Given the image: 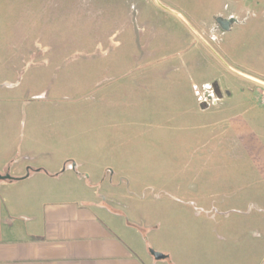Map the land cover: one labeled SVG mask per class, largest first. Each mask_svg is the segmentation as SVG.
Listing matches in <instances>:
<instances>
[{"label": "rangeland", "instance_id": "rangeland-1", "mask_svg": "<svg viewBox=\"0 0 264 264\" xmlns=\"http://www.w3.org/2000/svg\"><path fill=\"white\" fill-rule=\"evenodd\" d=\"M159 1L193 28L228 2ZM243 24L240 60L264 72V19ZM188 31L155 0H0V102L15 119L17 150L37 166L65 155L97 165L100 199L140 244L190 264L210 227L193 200L206 181L204 148L194 150L213 86L190 88L181 72L197 53Z\"/></svg>", "mask_w": 264, "mask_h": 264}, {"label": "crops", "instance_id": "crops-1", "mask_svg": "<svg viewBox=\"0 0 264 264\" xmlns=\"http://www.w3.org/2000/svg\"><path fill=\"white\" fill-rule=\"evenodd\" d=\"M246 16L263 20L264 0H228L194 27L231 68L264 80V72L240 60L243 42L234 36ZM188 36L197 53L181 72L190 88L198 80L201 86L214 85L217 93L206 92L212 99L201 112L210 118L200 126L204 142L194 150L204 148L206 181L204 195L193 200L205 205L210 227L200 231L205 250L195 261L192 255L190 264H264L260 87L230 70L192 31ZM236 90L245 97L239 102ZM251 93L256 102L247 100ZM5 110L0 102V174L12 177L0 180V264H187L171 259L167 250L140 244L139 231L100 199L97 165L70 155L55 165L30 164L34 156L17 150L15 119ZM152 251L167 256L155 257Z\"/></svg>", "mask_w": 264, "mask_h": 264}, {"label": "water", "instance_id": "water-1", "mask_svg": "<svg viewBox=\"0 0 264 264\" xmlns=\"http://www.w3.org/2000/svg\"><path fill=\"white\" fill-rule=\"evenodd\" d=\"M156 3H158L161 7H163L164 9L172 12L173 14H175L176 16H178L190 29L191 31L200 39V41H202L209 49L210 51L222 62L224 63L230 70H232L233 72L237 73L238 75H241L253 82H255L258 85L264 86V80L259 79L257 77H254L252 75L237 71L233 68H231L222 58L221 56L212 48V46L203 38V36L195 29L191 26V24L188 22V20L182 15V13H180L179 11H176L175 9L165 5L164 3H161L159 0H155ZM211 98V97H210ZM4 179H12V177L9 174H0V180H4ZM152 254L155 257H164L163 254H160L158 252L152 251Z\"/></svg>", "mask_w": 264, "mask_h": 264}, {"label": "built area", "instance_id": "built-area-1", "mask_svg": "<svg viewBox=\"0 0 264 264\" xmlns=\"http://www.w3.org/2000/svg\"><path fill=\"white\" fill-rule=\"evenodd\" d=\"M208 90H207V87H205V94H206V92H207ZM204 94V96H205V102H210V100L212 99V97L209 95V96H206ZM211 97V98H210ZM258 98H259V101H260V103L261 104H264V86H260V88H259V90H258Z\"/></svg>", "mask_w": 264, "mask_h": 264}, {"label": "flooded vegetation", "instance_id": "flooded-vegetation-1", "mask_svg": "<svg viewBox=\"0 0 264 264\" xmlns=\"http://www.w3.org/2000/svg\"><path fill=\"white\" fill-rule=\"evenodd\" d=\"M212 86H213L212 88H213L214 91H215V86H214V85H212ZM215 92H216V91H215ZM205 95H206V96H209V94H207V93H206ZM219 95H220V94H219Z\"/></svg>", "mask_w": 264, "mask_h": 264}]
</instances>
